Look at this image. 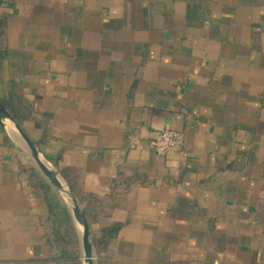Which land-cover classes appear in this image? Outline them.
<instances>
[{"label":"crops","instance_id":"obj_1","mask_svg":"<svg viewBox=\"0 0 264 264\" xmlns=\"http://www.w3.org/2000/svg\"><path fill=\"white\" fill-rule=\"evenodd\" d=\"M2 15L0 102L85 213L94 264H264V0H3ZM163 129L187 160L154 153ZM45 188L66 208L0 127V264L70 262Z\"/></svg>","mask_w":264,"mask_h":264},{"label":"water","instance_id":"obj_2","mask_svg":"<svg viewBox=\"0 0 264 264\" xmlns=\"http://www.w3.org/2000/svg\"><path fill=\"white\" fill-rule=\"evenodd\" d=\"M0 127L4 131H10L25 149L30 159L45 177L50 186L65 204L78 235L81 264H94L95 254L91 243L89 228L85 220L82 208L78 204L72 191L64 182L52 165L44 158L38 148L26 136L16 121L10 116L0 102Z\"/></svg>","mask_w":264,"mask_h":264},{"label":"trees","instance_id":"obj_3","mask_svg":"<svg viewBox=\"0 0 264 264\" xmlns=\"http://www.w3.org/2000/svg\"><path fill=\"white\" fill-rule=\"evenodd\" d=\"M3 0H0V5ZM6 25V17L0 16V37L3 35V28ZM3 104V103H2ZM4 105V104H3ZM5 106V105H4ZM45 202L49 211L50 217L54 223V236L59 241L57 249L62 257L67 261H75L78 258V240L73 227L71 218L62 203H60L54 194L50 193L47 188L44 190ZM85 216V213H84ZM92 247L96 250L100 249L95 239H92Z\"/></svg>","mask_w":264,"mask_h":264},{"label":"built area","instance_id":"obj_4","mask_svg":"<svg viewBox=\"0 0 264 264\" xmlns=\"http://www.w3.org/2000/svg\"><path fill=\"white\" fill-rule=\"evenodd\" d=\"M185 137L182 133L163 129L160 130L154 137L152 146L153 151L157 156H165L169 151L179 149L182 157L187 160L190 157V152L185 145Z\"/></svg>","mask_w":264,"mask_h":264},{"label":"rangeland","instance_id":"obj_5","mask_svg":"<svg viewBox=\"0 0 264 264\" xmlns=\"http://www.w3.org/2000/svg\"><path fill=\"white\" fill-rule=\"evenodd\" d=\"M4 43H5V38H4L3 36H1V37H0V46H3ZM78 251H79V249H78ZM78 257H79V252H78ZM79 260H80V258L77 259V260H75V262H78ZM62 264H73V263H71V261H70V262L62 263Z\"/></svg>","mask_w":264,"mask_h":264}]
</instances>
